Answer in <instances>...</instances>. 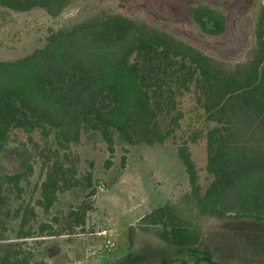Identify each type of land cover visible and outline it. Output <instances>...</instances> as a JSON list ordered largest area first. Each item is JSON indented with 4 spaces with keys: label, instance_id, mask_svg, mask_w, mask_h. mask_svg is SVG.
<instances>
[{
    "label": "trees",
    "instance_id": "1",
    "mask_svg": "<svg viewBox=\"0 0 264 264\" xmlns=\"http://www.w3.org/2000/svg\"><path fill=\"white\" fill-rule=\"evenodd\" d=\"M138 2L0 0V49L29 25L14 12L42 8L57 19L43 45L0 59V264H30L15 239L60 234L61 217L52 212L65 193L97 195L95 161L84 168L77 151L84 141L106 143L107 169L117 145L179 144L188 173L189 190L138 221L156 227L161 246L146 245L116 264H264V0L251 54L239 60L150 20L131 6ZM68 8L80 16L61 21ZM187 11L203 32L227 34L225 9L201 2ZM188 107L204 123L190 139L206 140V187L181 136ZM30 148L43 165L39 196L27 199L36 171ZM91 208L85 199L70 207V228L84 231Z\"/></svg>",
    "mask_w": 264,
    "mask_h": 264
},
{
    "label": "rangeland",
    "instance_id": "2",
    "mask_svg": "<svg viewBox=\"0 0 264 264\" xmlns=\"http://www.w3.org/2000/svg\"><path fill=\"white\" fill-rule=\"evenodd\" d=\"M134 7L139 13L169 27L188 38L205 51L227 60L246 59L251 54L254 42L256 9L263 0H139ZM124 2V1H123ZM207 2L225 9L229 15V30L222 36L203 32L189 16V6ZM125 3V2H124ZM126 4V3H125ZM136 12V13H138ZM79 8L66 9L61 21L80 16ZM14 17L26 19L29 25L19 35L12 47L0 49V59L10 60L24 56L43 45L48 28L57 24L44 9L34 8L29 12H14ZM15 43V45H14ZM15 46V47H13ZM190 107V106H189ZM186 110L181 130L182 139H189L188 147L196 162L199 182L203 187L209 182L207 143L205 139L193 141L190 135L204 124L196 108ZM181 139V142H182ZM127 149H125L126 147ZM117 145L114 163L107 169L109 157L104 142L84 141L77 147L82 156L83 167L89 160L95 161L94 175L97 195L90 198L82 190L65 193L53 208L59 212L60 234L15 239L30 254V264H113L120 257L146 245L161 246L156 227L142 228L138 221L153 209L181 196L190 189L186 166L178 154L179 144ZM124 156L126 161L124 163ZM26 157L35 165V174L27 186L26 198H36V182L42 167L39 152L30 148ZM93 204L86 216L84 231L70 228L68 211L82 200ZM137 229L132 231L131 226ZM158 228V227H157ZM240 243L242 240H238ZM171 264H179L172 262ZM241 264V263H240Z\"/></svg>",
    "mask_w": 264,
    "mask_h": 264
},
{
    "label": "flooded vegetation",
    "instance_id": "3",
    "mask_svg": "<svg viewBox=\"0 0 264 264\" xmlns=\"http://www.w3.org/2000/svg\"><path fill=\"white\" fill-rule=\"evenodd\" d=\"M122 257H120L119 259H117L113 264H116L118 261H120L122 259Z\"/></svg>",
    "mask_w": 264,
    "mask_h": 264
}]
</instances>
